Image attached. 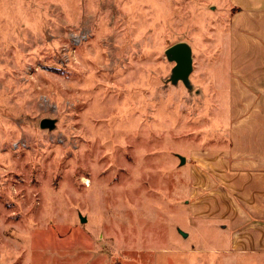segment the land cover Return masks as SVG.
Returning a JSON list of instances; mask_svg holds the SVG:
<instances>
[{
    "label": "rangeland",
    "instance_id": "rangeland-1",
    "mask_svg": "<svg viewBox=\"0 0 264 264\" xmlns=\"http://www.w3.org/2000/svg\"><path fill=\"white\" fill-rule=\"evenodd\" d=\"M221 12L218 0H32L0 48V264H226L177 232L174 186L187 181L171 102L197 94L170 82L165 57L183 42L193 65L216 59Z\"/></svg>",
    "mask_w": 264,
    "mask_h": 264
},
{
    "label": "crops",
    "instance_id": "crops-1",
    "mask_svg": "<svg viewBox=\"0 0 264 264\" xmlns=\"http://www.w3.org/2000/svg\"><path fill=\"white\" fill-rule=\"evenodd\" d=\"M31 3L0 0V48ZM218 3L225 48L202 64L192 58L190 87L175 84L197 95L181 108L171 102V141L179 146L172 151L187 181L174 186L181 201L174 210L186 224L177 232L183 241L194 236L192 252L264 264V0Z\"/></svg>",
    "mask_w": 264,
    "mask_h": 264
},
{
    "label": "water",
    "instance_id": "water-1",
    "mask_svg": "<svg viewBox=\"0 0 264 264\" xmlns=\"http://www.w3.org/2000/svg\"><path fill=\"white\" fill-rule=\"evenodd\" d=\"M165 57L174 63L170 82L172 84L181 82L184 86L189 88V76L192 72V52L190 46L183 42L176 43L165 51ZM54 126V121L50 119H44L40 122L41 129L52 130ZM83 221V218H81V222Z\"/></svg>",
    "mask_w": 264,
    "mask_h": 264
}]
</instances>
